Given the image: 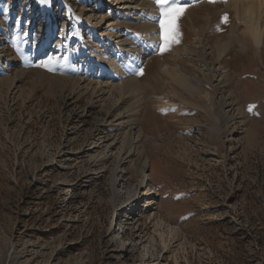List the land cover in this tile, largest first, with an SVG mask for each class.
Segmentation results:
<instances>
[{
    "label": "rangeland",
    "instance_id": "374dc122",
    "mask_svg": "<svg viewBox=\"0 0 264 264\" xmlns=\"http://www.w3.org/2000/svg\"><path fill=\"white\" fill-rule=\"evenodd\" d=\"M70 1L81 2L75 12L63 0H0V40L6 53L17 55L29 71L21 84L22 94L6 97V86H0V264H38L39 260L50 264H264V52L262 62L254 47L242 48L232 33L234 14L222 9L223 0L221 13L210 6L184 12L177 22L179 42L166 51H160L163 41L144 46L154 51L139 78L146 94H153L160 104L148 109L144 122L146 151L151 155L147 173L157 192L148 201L143 197L148 187L140 183L142 176L129 170L141 207L128 231L127 247L119 249L123 237L117 230L123 227L113 222L110 161L101 166L79 153L102 112L91 107L82 117L73 118L75 113L62 106L69 86L58 87L55 96L51 84L36 77L42 71L56 79L105 81L109 75L89 47L107 27L126 30L119 20L124 9L119 5L109 9V0H103L108 11L97 24L87 16L100 0ZM223 13L228 22L217 25ZM191 16L195 25L190 24ZM45 18L50 31L40 40L47 47L40 55L34 46ZM89 21L97 31L88 32ZM237 26L238 36H246L245 25ZM133 28L138 40L139 30ZM190 40L198 42L199 53L207 46L212 49L217 68L203 87L214 93L213 105L206 94L177 91L161 70L162 64L194 66L195 57L183 49ZM57 41L60 47H55ZM228 41L226 53L216 59V45ZM83 46L89 51L84 57L79 55ZM202 67L190 77L204 79L208 69ZM11 74L0 64V77ZM221 77L226 82L217 90ZM148 83L157 87L155 92ZM227 94L236 104L225 108L236 119L226 124L218 122L213 106H219ZM118 128L110 125L109 131ZM119 189L126 192L123 185ZM149 236L157 241H145ZM27 239L47 247L31 256L33 246L23 248ZM11 241L24 252L8 262Z\"/></svg>",
    "mask_w": 264,
    "mask_h": 264
},
{
    "label": "bare ground",
    "instance_id": "6f19581e",
    "mask_svg": "<svg viewBox=\"0 0 264 264\" xmlns=\"http://www.w3.org/2000/svg\"><path fill=\"white\" fill-rule=\"evenodd\" d=\"M47 1L50 2L51 0ZM49 2H46V6L52 11L50 6L51 3ZM63 2L67 7H70L73 12H75V8L78 4L81 5L79 1L72 3L70 0H63ZM102 2L103 0L98 2L93 8V12L87 16V20L91 21L94 19L97 24H101L104 21L107 15V9L104 8ZM221 2L222 0H216V2H209V0H184V4L187 5L184 12L190 13V10L197 6L208 7L207 10L210 9V6L212 9H215L213 12L216 13H221L223 11L222 9H226L225 11L231 10L230 12L233 13L235 17L234 22L231 24L232 26L234 25L232 27L234 32L232 33L235 34L236 39L238 38L240 40L243 49L254 47L255 54L260 58L259 60L262 61L264 52V0H226L225 7L223 5V8L220 9ZM108 3L111 4L109 9L114 7V5L115 7L119 5V7H122L121 9H124L121 14V19H119L122 20L120 25H124L126 30L131 29V34L126 32V30L123 32L120 30L114 31L107 27L98 34L100 38L95 45L89 44V48L94 52L95 57H98L97 60L101 62L100 67L105 69L106 73L109 75L107 79L98 83H93V81L86 82L83 78H74L71 76L69 78L63 76L62 79H56L54 76L42 71H37L38 77H36V79L48 81L53 88L52 95L55 96L59 94L58 87L62 89L66 85L69 86L70 91L67 93L64 92L62 97L64 100V105L62 106L69 107L72 114L75 113V115L72 116L73 118L75 116L82 117L91 107H98L99 111L102 112V117L99 118L98 123L87 131V138L80 146L79 153L82 154L81 157H87V159L93 162H100L101 166H106L108 161H110L109 167L113 174L112 185L114 188L112 202L115 206V217L113 218V222H119V225L123 227L121 232L120 229L117 230V232L122 233L123 237V241L121 242L122 246L119 248L121 249L122 247H127L126 244H128L127 241L129 239L128 231L133 227L134 219L138 215L137 210L141 207L138 204L140 199L132 190V175H129V170L132 169L133 173H136L135 175L142 176V181L140 183L148 187L145 193H143V197L147 196L148 201L153 198V196L152 198L149 196L157 192L154 190L155 187L152 183L151 175L147 173L151 155L146 151L145 142L148 139V132L144 122L148 118V109L157 105L160 106V104H158L159 99L153 96V94L152 96L146 94V86L141 82L139 74L137 73L144 68V64L149 60L148 57L154 51H152L150 47L146 48L144 46L148 43L151 44V42L157 43L158 45L162 40L159 26V9L155 0H109ZM53 15H55V13ZM206 15H208V11ZM225 15H227V13L221 14V18ZM189 19L190 24L195 25L193 17L191 16ZM221 20L217 25H226L222 23ZM90 21L87 23V27L89 28L88 32L97 31L95 23ZM40 25L39 32L41 33L39 41L34 46V51L38 54L40 53V55H44L47 47L43 45L40 40H42V36L48 35L50 31V21L46 18L42 19ZM237 25H245L244 33L246 36L243 38H240L237 34ZM133 27L139 30L140 37L138 40H136L134 36L133 31L135 29ZM64 28L65 24L62 26V30ZM203 32L204 31H202V33ZM79 34H81V31H79L78 35ZM229 35V40L235 38L231 36V33ZM221 38L222 37H220V39ZM0 39L2 40L3 38ZM106 39H108V42L105 41ZM1 40L0 64H3V67L13 74L0 77V86H6V97L20 95L23 92L21 84L28 76L29 71L20 64L17 55L6 53V45H4ZM196 40L197 39H195V41ZM41 45H43L42 48ZM216 46L218 53L216 56L217 59V57L221 58L226 53L229 48V41L218 42ZM55 47H60L59 41L56 42ZM208 48V46L207 48L204 47L203 51L199 53L198 42L191 41L190 43H186L183 49L187 52L184 51V53H188L195 57L194 66L188 69L183 63H176L175 66L162 64L161 70L171 77V80L175 83L174 88H177V91L186 90L197 95L206 94L210 100L209 102L213 105L216 103H214V98H216L214 93L203 87L206 86V84L209 85L211 79L210 74L217 68L215 63L212 62V49L210 50V48ZM87 54H89V51L83 46L79 55L84 57ZM203 65L208 69V73L205 75L204 79H192L190 76H197V71H201ZM223 77H221L216 84L217 90H221L223 86L222 83L226 82ZM102 82H105V85ZM106 84L108 87H106ZM148 85V87L152 89V92L156 91L157 87H155L153 83H148ZM128 96L131 99H129L130 102H128V100L126 101V97ZM229 97L228 94L222 98L219 97L221 98L220 105L213 106L215 108L213 114L219 120L218 122H226L227 124L228 121L230 122L235 118V115L230 114L225 108L227 105L234 106L236 104L234 101H229ZM80 99H84L85 102L80 104ZM152 115H154V113ZM110 125H117L119 128L112 133L109 131ZM212 130L215 131L216 128L213 127ZM76 132H78L77 129ZM134 157H138L137 161L134 160ZM120 185L125 187L126 192L122 193L119 189ZM119 214H121V218H119ZM155 240L154 236H149L145 241L151 243L157 241ZM147 245L148 243L146 246ZM23 246V248L33 246V253L31 256L36 255L38 251H42L47 247L45 244L32 239H27L23 243ZM10 247L11 249L7 254L8 262L20 257L24 252L22 249H17L15 242L11 241ZM38 264H50V260L43 262L39 260Z\"/></svg>",
    "mask_w": 264,
    "mask_h": 264
},
{
    "label": "snow or ice",
    "instance_id": "6c2138e0",
    "mask_svg": "<svg viewBox=\"0 0 264 264\" xmlns=\"http://www.w3.org/2000/svg\"><path fill=\"white\" fill-rule=\"evenodd\" d=\"M159 9L160 36L163 43L160 45V51H166L172 43H178L180 35L178 31V20L183 15L187 5L184 0H155ZM216 2V0H209ZM226 2V0H224ZM222 23L228 22L227 15L222 17ZM142 74V70L139 73ZM254 107V106H252ZM251 110V107L250 109Z\"/></svg>",
    "mask_w": 264,
    "mask_h": 264
}]
</instances>
